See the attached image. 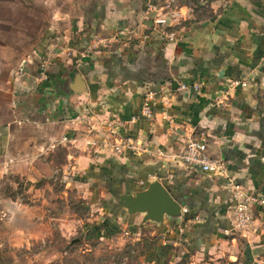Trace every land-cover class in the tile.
Here are the masks:
<instances>
[{"label": "crops", "instance_id": "0c3cea01", "mask_svg": "<svg viewBox=\"0 0 264 264\" xmlns=\"http://www.w3.org/2000/svg\"><path fill=\"white\" fill-rule=\"evenodd\" d=\"M42 1L48 18L35 48L25 56L0 50V161L21 158L34 138L66 145L71 164L111 196L112 212L127 223L132 216L116 197L159 181L182 213L158 227L151 254L160 261L175 257L178 245L205 252L213 240L224 243L233 185L241 186L259 203L249 229L231 235L245 242L242 264H264V0H233L173 41L160 36V15L146 0ZM19 65L23 76L15 75ZM110 125L137 150L113 152ZM194 130L206 133L208 156L225 174L175 159ZM117 220L107 230L125 231ZM229 243L236 247V238Z\"/></svg>", "mask_w": 264, "mask_h": 264}, {"label": "rangeland", "instance_id": "374dc122", "mask_svg": "<svg viewBox=\"0 0 264 264\" xmlns=\"http://www.w3.org/2000/svg\"><path fill=\"white\" fill-rule=\"evenodd\" d=\"M232 1L146 3L160 15L154 21L164 36L208 22ZM47 18L42 0H0V50L27 55ZM200 133L193 131L196 136ZM54 145L45 147L34 138L31 151L18 153L21 158L0 161V264H242L245 242L240 234L231 235L234 232L226 234L222 244L213 240L209 251L178 245L175 257L155 258L151 250L161 240L158 227L164 223H143L140 215L132 216V223L117 220L111 196L71 164L66 145ZM113 219L121 229L126 226L125 231L107 230ZM233 238L236 247L229 243Z\"/></svg>", "mask_w": 264, "mask_h": 264}, {"label": "built area", "instance_id": "2783aa9c", "mask_svg": "<svg viewBox=\"0 0 264 264\" xmlns=\"http://www.w3.org/2000/svg\"><path fill=\"white\" fill-rule=\"evenodd\" d=\"M165 37L169 41H173L175 36L173 33L165 35ZM47 59L44 58L41 60L40 69L42 74L44 69L46 68ZM25 74L24 65H19L16 68L15 75L23 76ZM232 86H245L246 83L244 81L241 82H232ZM181 89H186L187 86L182 84L180 85ZM192 89L196 92L199 91L198 85H193ZM141 113L145 117H151L150 105L148 102L144 105V108L141 110ZM112 128L110 129V134L114 137L115 142L113 144L112 150L117 154H121L125 151H136L137 145L133 141L131 137H123L120 136L118 131L115 129V126L110 125ZM118 126V125H117ZM120 126H122L120 124ZM118 126V127H120ZM89 146L96 145L95 142H89ZM208 140L205 133L201 132L198 136L191 134L188 139L183 142L182 146L179 148L178 152L175 155V159L178 162L186 167H197L204 173L210 174H225L226 167L225 164L216 159H211L208 156ZM233 191L235 195V203L232 206L231 210V218H230V229L225 231V233L230 232H245L249 229L252 223V213H251V205L254 203H259V201L244 191L243 187L238 185H233ZM186 212V210H183Z\"/></svg>", "mask_w": 264, "mask_h": 264}, {"label": "water", "instance_id": "95a60500", "mask_svg": "<svg viewBox=\"0 0 264 264\" xmlns=\"http://www.w3.org/2000/svg\"><path fill=\"white\" fill-rule=\"evenodd\" d=\"M82 90L84 88L79 86L76 93ZM115 202V206L124 208L129 216L143 214V223L163 224L165 217L175 222L182 216L180 204L158 181L149 183L144 190L135 194L117 196Z\"/></svg>", "mask_w": 264, "mask_h": 264}, {"label": "trees", "instance_id": "16d2710c", "mask_svg": "<svg viewBox=\"0 0 264 264\" xmlns=\"http://www.w3.org/2000/svg\"><path fill=\"white\" fill-rule=\"evenodd\" d=\"M145 188H146V187H145ZM145 188H144V189H145Z\"/></svg>", "mask_w": 264, "mask_h": 264}]
</instances>
